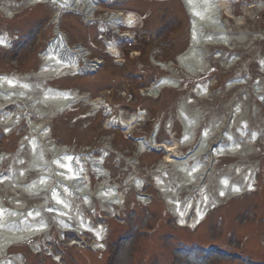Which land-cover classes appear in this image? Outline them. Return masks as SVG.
<instances>
[{
  "label": "rangeland",
  "instance_id": "1",
  "mask_svg": "<svg viewBox=\"0 0 264 264\" xmlns=\"http://www.w3.org/2000/svg\"><path fill=\"white\" fill-rule=\"evenodd\" d=\"M7 1L10 9L12 8L11 10L18 11L21 9V12L16 14L12 20L6 18L1 11L2 7L6 8ZM143 1L115 0L114 3H110L106 0H100L99 4L95 6L102 16L119 12V10L125 14L127 10H133L139 13V15L134 13L137 17H141L138 19L137 28L143 23L144 30L138 33L137 43L120 45L121 52L124 53L123 57L126 59L124 65L118 66L112 63V58L105 52L103 39L100 38L96 25L89 27L84 24L82 16L66 13L61 17L60 28L67 35L69 46L70 44H81L90 49L93 56L102 57L106 60L100 70L101 72L93 77H84L79 80H77L78 78L74 80L54 78L52 81L37 82L35 79H28V81L60 89L73 88L80 92H88L92 97H97L104 89L114 87L117 91L112 95L111 101L119 102L125 107L121 108L122 112L119 110L120 118L132 116L138 110L142 114L145 111V120L136 123L134 134L146 133L150 126L155 124L159 129V135L167 139L164 144L174 141V143L181 145L183 125L178 112L180 102L182 98L193 96L190 91L194 87V83H204L208 80L210 84H213L212 89L214 91L210 92V96L204 102L200 101L189 107L190 109L199 108L207 113L205 120L199 126L202 125V130H205L210 126V123H214L213 127H215L229 106L235 108L239 104L242 105L244 112L238 119L241 122L247 121L249 123L247 136L252 142L249 149L250 153L237 156L227 155L218 159L213 175L207 182L208 187L214 190L216 181L223 175L232 180L235 177L237 178L235 182L241 183L243 176L236 175L234 171L238 167H248L257 172V181L259 182L257 191L247 193L235 200L227 202L224 200L226 203L219 206V209L211 211L210 216L194 231V234L189 233L188 236L186 232H182V228L177 226V220L171 214L168 200L156 184L158 180L154 182L156 176L153 175H155L157 164L164 159L165 152L161 155L145 152L141 155L137 154L136 157V147L133 142L125 140L120 131H112L113 134L106 131L102 115L87 117L86 114L89 109L85 105L78 104L73 109L51 118L47 126L50 129L53 142L61 146L66 145L70 149H74L76 153L97 150L96 154H98L101 146L104 145L115 149L113 150L115 153H111V156L105 161V167H107L105 171L108 173L105 180L109 179L108 182L112 186L118 187L116 192L118 191L122 195V203H118L117 207L112 209L108 203H100L98 199L91 197L90 199L84 198L87 205L82 206L84 220L88 224L86 225L87 231L82 236L88 242L95 240L93 234L88 232L91 230L89 227L96 229L99 225V223L96 225V218L92 214L93 209L96 208L102 212V216H105L103 219L105 218L104 222L107 227L103 231V235L106 250L94 255L89 253L86 247L73 246L70 249L64 243L67 241L66 239L64 241L58 240L57 244L66 252H64V256L56 253L57 250L53 244L52 251L58 255L55 258L56 261L49 257L48 253H35L34 251H38V248L32 244L35 242L32 240L30 243L9 247L6 258L10 255L20 254L23 256L25 264H182L176 262L175 257L186 253V257L192 258L196 264H251L219 256V254L214 253V248L206 254L199 248V244L208 246L211 244L212 234H214L218 238L220 248L230 252L234 251L237 244L233 241L235 237L233 232H236L238 228L232 226L236 224L252 226L255 211L261 212L264 216V101L259 99L258 89H256L259 88L264 93V74H262L264 67L262 68L260 65V61L264 63V38L252 42L253 36L264 34V8L257 6L244 13L248 6L243 5V2H246L256 5L261 3V6H264V0H232L234 2L231 8L234 13L237 17L242 16L244 19L241 26H236L237 23L234 20L228 21L231 29L229 34L236 38V44H233L231 49L228 46L208 48V51L205 52L207 54L205 61L209 64L208 69L211 66L210 69L212 70L209 74H200V77H195L180 68L175 60L176 55L186 50L189 45V23L183 10L182 1ZM22 2L23 0H0V35L7 33L17 39V43L12 48L0 47V73L18 76L24 73L32 74L38 70L42 63V59L37 55L28 56L33 54L30 44L39 23H43L52 10H47L43 6L27 8L21 5ZM175 6L182 9L183 18L172 17L178 9H175ZM181 9H179L180 13H182ZM170 30L174 31L173 35ZM52 37H54L53 32L48 35L43 43L44 47L45 43ZM239 37H242L243 41H239ZM133 50L142 51V54L138 58L136 56L130 57L129 52L131 53ZM217 51L220 55L215 58ZM154 56H156L155 60ZM235 58L237 59L236 66L228 69L229 62ZM161 64L169 67L164 69L159 66ZM127 70L143 72L147 79L146 84L157 77H170L177 88H166L155 99L153 97H141L137 92L142 84L140 78H133L131 72L126 73ZM100 75H103V80L99 78ZM240 80L242 85L239 84ZM231 84L236 85L230 87ZM122 85L128 86L127 88L132 94L124 101L121 92L118 90ZM139 92L143 94V89L140 88ZM0 102L2 101L0 100ZM9 109L8 114H16L20 111L19 105H12ZM6 112L4 109L1 113L2 119L8 115ZM33 122L36 121H30V123ZM30 123L24 119L18 128L12 129L9 142L5 146L0 144V154L4 160L0 165V170H11L12 165L18 162L14 159L17 158L19 152H21L19 154L23 160V165L22 167L16 166L13 171L24 172L28 166H31L30 162L32 163L33 159L29 158L30 150L28 148L29 144H32L31 128L28 127ZM172 126L174 129L170 132ZM6 130L5 125L3 126L0 121V138ZM228 131L235 136L238 132L237 125L232 128V131ZM200 133L201 128L197 129L193 135L194 143L187 147H181L178 150L179 153L188 154L190 150L195 148L199 142ZM255 138H257L256 141ZM211 143L212 141L209 142V144ZM126 158L128 159L126 160ZM129 164L135 168H130ZM87 169L90 170V167L87 166ZM169 169L166 176L170 178V185L174 188V173ZM28 176L29 180L37 179L36 174ZM129 176L136 177L138 183L143 184L144 190L142 192L151 194L152 199L147 201L146 205L142 201H138V199L144 198L132 195V187H129L128 191L125 190V180ZM100 180H97L94 175L91 176L92 191L95 192L98 188ZM187 193L183 190L180 197L184 198ZM0 195L4 197V204L7 209L13 208L11 199L19 198L18 193H12L10 184H0ZM77 198L80 200L79 197ZM20 200L27 202L28 206L39 204L42 201L40 198L31 200L23 195ZM77 200L71 202L75 209H78L75 205L81 206L83 203L82 200L80 202ZM65 218L68 219L66 215ZM30 223L34 222L31 221ZM100 224L105 225L102 222ZM262 224L260 225L262 229H260L259 238L250 237L244 240L242 236H239L243 239L241 244L244 247V252L250 257H257L264 261V251L261 246V243L264 242V225L262 226ZM141 228H149L152 231L151 235H144ZM236 235L238 236V234ZM52 238H54V234H52ZM35 239L40 240L42 245L43 238L36 237ZM190 245L192 252L183 251L185 248L189 249ZM261 250L263 254L258 255ZM59 256L60 259H58ZM205 256L206 260L203 258Z\"/></svg>",
  "mask_w": 264,
  "mask_h": 264
},
{
  "label": "bare ground",
  "instance_id": "2",
  "mask_svg": "<svg viewBox=\"0 0 264 264\" xmlns=\"http://www.w3.org/2000/svg\"><path fill=\"white\" fill-rule=\"evenodd\" d=\"M45 2V0H26V6H36V4ZM58 4L62 10L72 9L74 11L80 12L85 15H91L94 13V6L98 3L99 0H53ZM185 2V7L191 16V30H190V43L188 48L177 56V63L180 68L186 70V72L191 75H197L199 71H203L206 68V61L204 48L212 46H230L232 47L235 44L236 38L230 36L229 25L226 22L222 21L221 15L225 16L228 19H232L237 22V26L243 24L241 18H237L231 8L230 0H183ZM23 4V3H22ZM63 5V6H62ZM257 6V5H256ZM255 5L250 6L256 7ZM7 8L2 9L3 13L9 18L13 19L14 12ZM103 21L106 23L112 24L114 26H119L121 24H130L135 19L131 15H121V14H110L107 17H104ZM130 22V23H129ZM239 24V25H238ZM239 41L242 40V37L238 38ZM53 41L49 44L47 51L42 56L43 64L39 68V71L34 73V76L37 78H43L44 76H53L61 72L70 71L73 72L76 68V58L77 55L80 57H85L83 53V48L76 49L75 53L70 51V47L67 43V38L61 32L55 34ZM2 40L0 37V44L2 45ZM4 44V43H3ZM116 48L110 47L109 51L116 55ZM28 76V75H26ZM166 87L177 88L176 84L170 78H162L159 82L150 86L148 89L153 95H157L161 90ZM211 84L198 85L194 91H191V94L195 95V102L193 100H188L186 98L180 103L179 115L183 120L184 127V137L181 145L188 146L191 143H194L192 138L195 133V129L199 124L205 120V112L199 108L190 109L191 104L195 105L196 102H204L208 96H210ZM258 89V96H262L263 91ZM77 96L70 93L69 90H64L63 92L57 91L50 87H41L39 85L31 86L25 82L24 79H20L17 75H0V100L4 105H19L20 111L13 116L7 115L1 121L3 125H13L12 120L20 122L22 118H16L21 116L24 113L29 120H34L36 122L31 123L30 135L32 144L30 145V152L32 154L31 159L32 165L27 167V170H24L22 174L13 173L11 177L3 178L0 180V184H9L11 190L27 193L24 196H29L30 199L40 198L43 201L36 205L37 209L43 206L49 213L59 215L57 218L59 225L65 229L75 228L86 230L87 223L84 221V218L80 211L72 207L75 199L79 197L87 196L89 191L87 188L88 177L87 172H82L81 168L86 165V163H91L93 168L98 173L99 177H102V171L100 162L96 159H91L89 156L78 155L76 157L70 156L68 150L56 146L54 143L51 144V133L48 132L47 124L54 116L64 113L69 110L76 103ZM262 99V101H263ZM5 109L0 107V111ZM241 111V112H240ZM242 105H236L234 108V113L231 116L233 119L232 126H241L238 131L241 132L237 135H245V129L248 127L249 123L247 121L241 122L238 117L243 113ZM207 114V113H206ZM23 116V117H24ZM39 118V121H37ZM231 119V121H232ZM220 120L214 126V123H210V126L203 131L202 139L197 143L193 152H189L187 155L179 153L180 145L176 143H165L161 145L165 148V157L164 159L157 164V185L161 189L163 194L170 192L173 194L174 201L172 204V212L176 216L183 218L186 208H184L185 203H181L178 199V193L183 189L188 187V192L190 195L186 200L188 203H191V199L194 193H199V210L198 217L193 220L191 223V230H195L206 217L203 213L207 208L210 209L219 206L224 200L228 201L231 198L235 197L240 193H245L244 191L247 188L254 185L253 177L256 173L252 172L254 169H249L245 167L247 171L246 177L244 178L243 185L238 186L236 184L231 185L228 179L222 178L217 182V191L206 187L204 183L200 185L199 176H202L200 172L205 168L206 161H209L212 158L217 160L222 156L232 155H243L245 153H250L249 149L252 145L251 140L246 138L244 142L238 141L241 137H233L227 132L224 133V136L218 137V129L221 125ZM11 123V124H10ZM126 125H130V121L125 122ZM231 126V125H230ZM243 137V138H245ZM212 140V146H209L208 142ZM42 141V146H40ZM41 147H44L42 156L51 155L53 160L48 164V161L43 158L42 160L37 159L38 151L41 150ZM208 152V153H207ZM47 154V155H46ZM184 155V156H182ZM18 156L20 157L19 153ZM17 157L18 167H22V161ZM68 157L72 159L69 160ZM2 158L0 155V163ZM70 163V164H69ZM31 164V162H30ZM64 165H70L71 171L68 167ZM79 166L81 168H79ZM171 168V169H169ZM169 171L174 173V188L170 185V178L166 176ZM237 171V168L235 169ZM239 171V170H238ZM36 172L38 179L33 180L27 185L18 186L16 183L21 182L24 177H27L29 174H34ZM90 174V173H89ZM200 176V177H201ZM133 181V180H132ZM178 182V183H177ZM178 184V187L176 185ZM15 184V185H14ZM235 189H238L235 190ZM49 191H51V201L52 206H48L47 202L50 201ZM13 193V191H12ZM223 193V194H221ZM97 199H102L103 202L110 204L111 207H115L120 203L121 196L115 192L112 187L102 185L97 189ZM93 195V194H91ZM68 199V200H67ZM61 201L58 203L57 201ZM80 200H77L80 202ZM177 200V201H176ZM12 205L15 207L14 210H4V198L0 196V264H14L13 262L21 263V258L19 256H14L13 260L10 259L4 260L3 255L7 252L10 246L15 244H21L29 240L35 239L39 234H42L46 231L47 226L45 223H30L33 221V216H39V211L34 207H28L25 209L27 202L19 201L17 199H11ZM193 202V199H192ZM143 203L146 204L147 200L144 199ZM78 205H75V207ZM188 206V204H187ZM186 206V207H187ZM7 211V212H6ZM11 212V213H9ZM21 213H23L21 215ZM27 215V216H24ZM68 218L66 220L65 218ZM24 216V217H23ZM21 218V219H20ZM44 219V218H43ZM15 220H20L22 228H13L7 229L2 224L7 222H14ZM46 221V219H45ZM183 220L181 219V222ZM18 222V221H17ZM56 222V219H55ZM20 223V222H18ZM75 224V225H74ZM77 224V225H76ZM34 226V227H31ZM77 227V228H76ZM62 228V229H64ZM95 234L98 239L102 238V232L100 229L95 231ZM183 255H176L175 261L182 264H196L194 260L190 257Z\"/></svg>",
  "mask_w": 264,
  "mask_h": 264
},
{
  "label": "snow or ice",
  "instance_id": "3",
  "mask_svg": "<svg viewBox=\"0 0 264 264\" xmlns=\"http://www.w3.org/2000/svg\"><path fill=\"white\" fill-rule=\"evenodd\" d=\"M68 159L69 160H71L72 158L71 157H68ZM65 167H68V169H69V171H71V167H70V165H64ZM235 190H237L238 191V189H235ZM221 194H223V193H221ZM58 203H60L61 201H57Z\"/></svg>",
  "mask_w": 264,
  "mask_h": 264
}]
</instances>
